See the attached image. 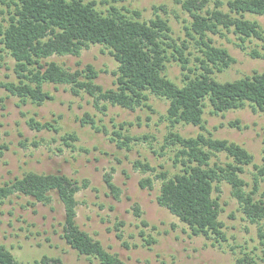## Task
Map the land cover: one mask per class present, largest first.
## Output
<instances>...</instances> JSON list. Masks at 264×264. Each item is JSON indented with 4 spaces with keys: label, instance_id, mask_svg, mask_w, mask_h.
<instances>
[{
    "label": "trees",
    "instance_id": "trees-1",
    "mask_svg": "<svg viewBox=\"0 0 264 264\" xmlns=\"http://www.w3.org/2000/svg\"><path fill=\"white\" fill-rule=\"evenodd\" d=\"M179 3L191 18L185 31L197 47L194 68L190 67L188 55L192 53L187 52V41L177 43L171 36L168 21L159 15L141 20L138 12L128 15V11L122 12L113 6L104 13L96 8L94 1L84 0H0V15H7L6 25L0 28V44L14 60L15 75L12 81H0V89L17 97L21 104L30 102L39 106L52 100V95L44 89L46 85H65L74 96L81 92L87 94L101 112L107 110V105L152 111L149 96L164 99L167 109L163 119L168 122L169 131L162 148L173 149L172 161L175 166L180 165V171L169 177L165 171L156 173V168L148 162H133L134 169L144 174L155 173V179L161 180L157 205L185 224L191 235L203 236L222 247L227 238L219 218L223 212L219 201L221 184H227L244 220L257 226L258 243L264 248V189L261 188L264 147L261 164L257 165L253 155L235 142L213 138L209 133L186 137L172 130L177 124H185L205 131L206 108L212 116L245 106L264 112V72H253L234 81L216 80L212 76L214 72H223L235 59L227 49L215 46L209 37L226 31L242 43L247 39L264 42L260 24L245 18L246 14L263 16L264 0H226L225 9L220 1L212 9L207 8V0ZM90 45L103 46L117 63L116 70L112 71L114 88L104 89L97 84L100 71L90 64L71 71L49 60L52 56L79 57ZM238 47L246 50L241 44ZM249 56L264 58V53L252 50ZM171 62L181 68L179 83L166 74L167 64ZM79 122L99 130L88 114L79 118ZM27 125L37 131H59L50 122L34 119ZM230 125L238 127V122ZM122 131L123 125H120L119 131H113L110 138L119 149L130 150L131 143L151 139L148 135L132 137ZM63 140L66 146H71L66 141H76L77 137L69 133ZM5 149L0 137V158ZM218 154H224L226 160H213ZM247 166L254 168L251 183L241 176ZM104 182L111 195L118 199L120 189L113 183L111 174L104 176ZM138 185L141 189H152L153 179L145 177ZM87 186V182L79 183L61 173L25 172L0 185V203L12 196H26L46 206L55 194L64 210L61 238L65 243L79 255L93 258L99 264H124L118 255L107 251L76 223V194ZM135 212L139 216L138 207ZM142 225L146 223L143 221ZM116 236L121 238L120 234ZM143 241L146 245L155 242L144 237ZM252 261L244 251L236 264H252ZM0 264L22 263L0 246ZM34 264H61V260L43 256Z\"/></svg>",
    "mask_w": 264,
    "mask_h": 264
},
{
    "label": "rangeland",
    "instance_id": "rangeland-1",
    "mask_svg": "<svg viewBox=\"0 0 264 264\" xmlns=\"http://www.w3.org/2000/svg\"><path fill=\"white\" fill-rule=\"evenodd\" d=\"M94 1L96 8L106 13L111 6L122 12H138L141 20H149L159 15L168 21L171 36L181 43L187 41L190 67L197 63L198 54L192 39L186 35L185 26L191 18L179 1L183 0H84ZM207 8H214L216 2L225 9L226 0H207ZM245 18L256 20L264 31V15H249ZM7 15H0V28L6 25ZM217 47L228 50L235 62L223 72L212 75L220 82L234 81L253 72H264V58L249 56L255 50L264 53V42L247 39L243 43L233 33L209 34ZM243 45L245 51L238 45ZM56 61L71 71L81 69L87 64L100 71L96 83L104 89L114 88L117 63L100 45H90L82 50L79 57L52 56ZM14 60L0 44V81H12ZM181 68L176 62L167 64V76L179 83ZM52 95L41 105L30 102L21 104L17 97L0 89V137L6 147L0 158V185L21 177L25 172L38 174H65L82 183H88L76 194V223L92 238L100 241L110 253L118 255L124 264H236V259L243 257L246 251L253 258L252 264H264V248L259 245L257 226L244 220L238 211V204L230 194V187L221 184L220 204L223 212L220 220L224 225L227 242L222 247L212 244L203 236H193L188 227L173 216L168 210L156 203L161 180L155 179V173H142L133 168V162H148L159 171L167 172L171 177L180 171L175 166L171 147L162 148L164 137L169 131V124L163 116L167 102L156 96H149L152 111L146 108L127 110L118 106L107 105L101 112L94 107L93 100L81 92L74 96L68 86L46 85ZM205 109V131L198 127L177 124L172 130L186 137H195L199 133H209L213 138L235 142L247 149L254 157V164H261L264 147V112L254 111L250 106L230 110L224 114L210 115ZM88 114L95 121L98 131L90 125H81L79 118ZM50 122L59 131L30 128L27 122ZM238 122V127L231 122ZM130 136L148 135L151 139L130 144L131 149H119L112 142L113 131ZM72 133L76 141L63 137ZM224 162V154L217 158ZM252 166L245 167L241 176L251 183ZM111 174L113 183L120 189L119 198L115 199L104 182V176ZM153 179L152 189H141L138 182L145 178ZM264 189V181L261 184ZM216 196V194H214ZM135 207L139 209L136 215ZM64 210L55 194L52 202L42 205L26 196H12L0 203V246L8 249L14 258L22 264H34L43 256L59 258L61 264H99L93 258L79 255L61 238ZM146 226L142 225V222ZM142 233V234H141ZM117 234L121 238H117ZM155 242L146 245L143 241ZM124 243L127 245L125 247Z\"/></svg>",
    "mask_w": 264,
    "mask_h": 264
}]
</instances>
